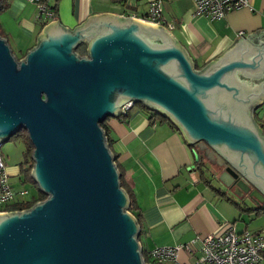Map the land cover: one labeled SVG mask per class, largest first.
Returning <instances> with one entry per match:
<instances>
[{
	"label": "water",
	"instance_id": "water-1",
	"mask_svg": "<svg viewBox=\"0 0 264 264\" xmlns=\"http://www.w3.org/2000/svg\"><path fill=\"white\" fill-rule=\"evenodd\" d=\"M243 38L197 68L163 24L132 15L95 13L74 27L53 19L21 57L0 33V144L27 130L30 173L46 194L0 210V264H150L101 125L129 102L161 112L226 164L217 176L226 187L236 179L239 194L264 201V131L254 115L264 43Z\"/></svg>",
	"mask_w": 264,
	"mask_h": 264
},
{
	"label": "crops",
	"instance_id": "crops-1",
	"mask_svg": "<svg viewBox=\"0 0 264 264\" xmlns=\"http://www.w3.org/2000/svg\"><path fill=\"white\" fill-rule=\"evenodd\" d=\"M54 1L7 0L0 12V33L16 54L34 45L43 26L53 19L67 27L100 12L141 19L152 0H58L55 17H48L39 3ZM162 8L171 25L160 24L182 44L197 68L243 37L252 45L264 43V0H248L247 5L214 18L193 14L191 0H162ZM255 110L264 122V99ZM151 114L133 103L104 120L118 168L140 208L142 247L149 251L155 246L186 243L223 232L229 225L237 231L264 228V211L252 208L257 203L248 193L226 187L208 163L199 167L198 152L182 132L166 119H152ZM8 171L18 173V164ZM199 254L200 240L196 239L192 251L178 250L177 260L191 264Z\"/></svg>",
	"mask_w": 264,
	"mask_h": 264
},
{
	"label": "built area",
	"instance_id": "built-area-1",
	"mask_svg": "<svg viewBox=\"0 0 264 264\" xmlns=\"http://www.w3.org/2000/svg\"><path fill=\"white\" fill-rule=\"evenodd\" d=\"M193 14L221 17L228 11L247 5L248 0H191ZM40 9L46 16L52 17L49 6L39 3ZM142 20L152 23H165L163 17L162 0H152L148 4L146 14ZM132 103H127L123 111ZM26 188L13 189L6 163L0 150V210L7 209L8 205L16 201H24ZM16 209V208H15ZM200 240V254L191 264H262L264 262V228L257 231L244 229L237 231L234 225H229L223 232L208 233L203 237H195L189 242L174 245L155 246L148 251L150 264H187L177 260L178 250L182 247L192 251V243Z\"/></svg>",
	"mask_w": 264,
	"mask_h": 264
},
{
	"label": "trees",
	"instance_id": "trees-1",
	"mask_svg": "<svg viewBox=\"0 0 264 264\" xmlns=\"http://www.w3.org/2000/svg\"><path fill=\"white\" fill-rule=\"evenodd\" d=\"M57 2L58 0H55L52 4H48L49 6V9L50 11L53 13V16L55 17V14H56V11H57ZM8 5V2L7 0H0V12L2 10H4ZM13 50V49H12ZM77 50L80 52V53H85V45H79L77 47ZM13 52L16 54V52L13 50ZM24 54H16L17 57H21L23 56ZM134 103H137L139 104L140 106L144 107L146 110L148 111H151V117L152 119L155 118V116H158L160 117L161 119H166L168 120L172 125L176 126L175 124H173L171 122V120H169L168 117H166L164 114H162L161 112L159 111H156V110H150L148 109L146 106H144L141 102H134ZM257 111L255 110L254 112V115H255V118L256 120L258 121V123L261 125L263 131H264V122L260 121L259 120V117L257 115ZM105 120V119H104ZM104 120L101 122V125L103 126V128L105 129L106 131V134L108 136V131H107V128L105 126V122ZM177 127V126H176ZM21 138L23 139L25 145H26V149H25V156H24V159L19 161V171L18 173L19 174H24V176H27V180L31 181L37 188V184L35 182V180L32 178L31 176V173H30V169H31V166L33 164V159L31 157V152H32V149H33V145L28 137V133H27V130L24 128V127H20L10 138ZM108 141H109V144H110V138L108 136ZM191 147L193 149H195L196 152H198V159H197V162H198V165L199 167H202V165H207L208 163V166H213L212 165V161L209 160L203 153V151L198 148V146L196 144H190ZM2 154V152H1ZM2 158H3V155H2ZM4 160V158H3ZM5 162V160H4ZM6 163V162H5ZM117 163V162H116ZM214 165L216 167H218L217 165L218 164H215ZM118 166V165H117ZM6 167H7V171H8V166L6 164ZM9 172V171H8ZM17 173V174H18ZM121 173V171H120ZM9 178H10V173H9ZM120 178H121V185L126 189L128 195H129V198H130V203H129V210L137 217V220L140 224V218H141V214H140V208L139 206L135 203L133 197H132V192L130 190V188L127 186V184L125 183L123 177H122V173L120 174ZM38 189V188H37ZM45 193H43L41 190L38 189V192L36 195H33L30 199H25L24 201H16V202H13L12 204L8 205L7 209H19V208H24V207H28L30 206L33 202H35L36 200L38 199H42L45 197ZM263 202H259V204H257L255 207H252L254 208L256 211H264V206H263ZM140 234V232H139ZM139 237V235H138ZM142 255L144 257V259L147 261L148 260V250L147 249H144L142 247Z\"/></svg>",
	"mask_w": 264,
	"mask_h": 264
},
{
	"label": "rangeland",
	"instance_id": "rangeland-1",
	"mask_svg": "<svg viewBox=\"0 0 264 264\" xmlns=\"http://www.w3.org/2000/svg\"><path fill=\"white\" fill-rule=\"evenodd\" d=\"M25 149L26 145L21 138L13 137L5 139L0 144V150L8 167L19 164V161L24 159ZM10 182L15 190H19L21 188L27 189L24 199H30L38 192L36 186L31 181L27 180V176H24V174L11 173Z\"/></svg>",
	"mask_w": 264,
	"mask_h": 264
},
{
	"label": "flooded vegetation",
	"instance_id": "flooded-vegetation-1",
	"mask_svg": "<svg viewBox=\"0 0 264 264\" xmlns=\"http://www.w3.org/2000/svg\"><path fill=\"white\" fill-rule=\"evenodd\" d=\"M202 151H203V150H202ZM203 153H204V151H203ZM204 155L206 156L205 153H204ZM206 157H207V156H206ZM207 158H208V157H207ZM208 159H209V158H208ZM209 160L212 161V165H213V166H210L211 172L213 173V175L215 174V176H218L219 173L224 169V167H225L226 164H223V165L218 164L217 161H216L217 159H216L215 157H213V158H211V159H209ZM214 163H215V164H218V165H217L218 167H216V166L214 165ZM235 182H236V179H234V180L231 182V185H230L229 187H231L232 189H234Z\"/></svg>",
	"mask_w": 264,
	"mask_h": 264
}]
</instances>
